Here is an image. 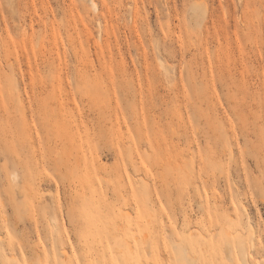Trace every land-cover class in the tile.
<instances>
[{
  "label": "rangeland",
  "instance_id": "1",
  "mask_svg": "<svg viewBox=\"0 0 264 264\" xmlns=\"http://www.w3.org/2000/svg\"><path fill=\"white\" fill-rule=\"evenodd\" d=\"M0 264H264V0H0Z\"/></svg>",
  "mask_w": 264,
  "mask_h": 264
},
{
  "label": "bare ground",
  "instance_id": "2",
  "mask_svg": "<svg viewBox=\"0 0 264 264\" xmlns=\"http://www.w3.org/2000/svg\"><path fill=\"white\" fill-rule=\"evenodd\" d=\"M94 2V1H93ZM134 237V236H133Z\"/></svg>",
  "mask_w": 264,
  "mask_h": 264
}]
</instances>
